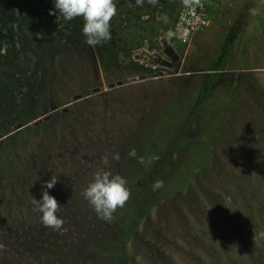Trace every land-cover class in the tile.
<instances>
[{
	"label": "rangeland",
	"instance_id": "rangeland-1",
	"mask_svg": "<svg viewBox=\"0 0 264 264\" xmlns=\"http://www.w3.org/2000/svg\"><path fill=\"white\" fill-rule=\"evenodd\" d=\"M241 2L177 0L165 42L151 48L146 41L119 54L116 64L103 63L82 34L80 45L62 48L50 63L48 111L31 122L34 131L18 139L17 149L12 143L0 149V264H105L111 258L105 253L118 239L119 223L98 218L82 190L105 167V156L107 168L126 179L139 171L146 134L164 125L173 108L181 112ZM191 4L205 8L207 22L196 31L178 30ZM254 4L260 10L264 0ZM256 16L255 10L250 24ZM240 40L232 57L241 58L234 71L237 121L229 117L211 127L218 146L205 151L196 179L160 198L122 240L126 264H264V13ZM131 62L151 72L135 73ZM210 118L206 113L208 129ZM114 152L119 160H112ZM50 177L57 182L46 190L60 204L62 231L43 226L33 203ZM134 198L130 192L126 203Z\"/></svg>",
	"mask_w": 264,
	"mask_h": 264
},
{
	"label": "trees",
	"instance_id": "trees-1",
	"mask_svg": "<svg viewBox=\"0 0 264 264\" xmlns=\"http://www.w3.org/2000/svg\"><path fill=\"white\" fill-rule=\"evenodd\" d=\"M255 1L242 0L236 12L237 20L223 36L205 77L184 99L181 112L173 108L168 117L165 116L164 125H156L146 134L139 157L140 169L127 177V186L135 198L113 213L119 223L118 239L107 248L105 254L111 258L105 264H126L122 242L136 232L141 220L160 198L187 188L207 163L205 151L218 146L213 140L218 133L211 131V127L215 123L224 126L229 117L237 121L240 110L233 106L238 96L234 71L241 58L232 57H238L242 35L264 13V5L257 10ZM114 2L116 15L110 20L112 39L94 47L103 63L116 64L119 54L129 55L143 47L146 41L151 48H159L160 42H165L163 37L173 19L177 0ZM50 9H54L52 0H0L1 150H6L11 143L17 149L18 139L34 131L31 122L46 113L49 107L45 95L51 83L50 63L64 46L77 47L83 40L81 17L65 21L56 10L50 14ZM255 10L256 21L250 24L248 18ZM131 64L135 73L151 72L150 67L138 62ZM224 70L228 74L222 75ZM214 105L216 107L212 108ZM206 113L211 116L209 129L208 123L204 122ZM172 133L178 136L169 137ZM162 166L168 167L169 171L160 172ZM159 175L163 177V186L153 191L152 184Z\"/></svg>",
	"mask_w": 264,
	"mask_h": 264
},
{
	"label": "clouds",
	"instance_id": "clouds-1",
	"mask_svg": "<svg viewBox=\"0 0 264 264\" xmlns=\"http://www.w3.org/2000/svg\"><path fill=\"white\" fill-rule=\"evenodd\" d=\"M54 9L65 21L81 17L83 25L81 33L85 37V43L90 47H96L112 39L110 20L116 15L114 0H52ZM130 157H136V150L130 149ZM112 160H119V153L112 154ZM105 167L98 168L92 175L87 186L82 190V197L92 207L97 217L104 221H111L113 213L118 207L122 208L130 196L127 179L120 174L111 172L108 168V157H103ZM57 182L56 177H50L45 182V190L37 200L33 197L35 210L39 213V219L43 226L53 231L63 230V218L59 216L60 204L56 198L48 193ZM163 186L162 180H155L152 190Z\"/></svg>",
	"mask_w": 264,
	"mask_h": 264
},
{
	"label": "built area",
	"instance_id": "built-area-1",
	"mask_svg": "<svg viewBox=\"0 0 264 264\" xmlns=\"http://www.w3.org/2000/svg\"><path fill=\"white\" fill-rule=\"evenodd\" d=\"M207 22L205 8L200 4L189 5V10L178 21V30L196 31L203 27ZM177 29V28H176Z\"/></svg>",
	"mask_w": 264,
	"mask_h": 264
},
{
	"label": "water",
	"instance_id": "water-1",
	"mask_svg": "<svg viewBox=\"0 0 264 264\" xmlns=\"http://www.w3.org/2000/svg\"><path fill=\"white\" fill-rule=\"evenodd\" d=\"M166 46H167V43H166ZM168 48H166V52L170 55H172V49L169 48V46H167Z\"/></svg>",
	"mask_w": 264,
	"mask_h": 264
}]
</instances>
